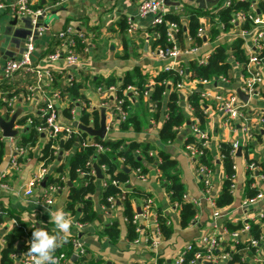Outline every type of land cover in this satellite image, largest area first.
Here are the masks:
<instances>
[{
	"label": "crops",
	"instance_id": "1",
	"mask_svg": "<svg viewBox=\"0 0 264 264\" xmlns=\"http://www.w3.org/2000/svg\"><path fill=\"white\" fill-rule=\"evenodd\" d=\"M1 1L11 4L18 0ZM32 1L34 7L47 12V15L41 20L44 30L35 39L36 50L32 55L33 62L43 66H51L54 69L55 75H61L59 79L54 76L50 88L45 90L48 95L53 91H60L62 93V98L56 103V107L61 113L65 109L72 108V102L75 100V97L66 91L64 87L59 88L62 83L67 84L71 80L80 82L82 85L80 92L84 95L85 99H79H84L88 103V109L86 110L92 112L93 109H99L102 101H105V98L102 99L96 89L99 81L103 78L114 77L119 79L135 66H141L146 73L155 75L171 62L174 63L173 60L164 58L160 54V50L154 49L151 46L152 33L149 31V27L155 17L154 15L141 16L139 14L140 0H60L56 4H49L48 0ZM163 1L169 9V13L181 12L184 15H188L187 11L185 13L184 7H182V11L177 10L180 4H182L181 6L185 4L208 12L213 11V13H217L223 4L220 2L221 0ZM40 3L44 5V8L38 7ZM181 18L184 17L181 16ZM125 19L127 23L128 20L133 21L137 28L135 30L130 29L128 32L126 30L122 31L121 23ZM45 21H47V25ZM69 26L76 31L90 33L91 35L89 45L85 46L82 52H79L82 63L77 66H70L64 59L51 63L48 61V55L55 48L56 41L58 40L56 35L59 31ZM32 30L30 17L18 16L9 9H0V93L4 91L1 88V82L3 81L2 70L5 62L8 59L19 58L23 54ZM235 32V29L231 28L214 38L209 37L200 46V51L194 54L182 52L177 60H187L190 58L198 60L207 57L218 44L225 43L231 45L237 39ZM124 39H127L129 42L127 49L124 46ZM191 41L186 35L183 43H181L183 46L178 41L177 46L181 50H186L191 45ZM250 46L249 42L243 43L246 54H248V47ZM229 52H231V48ZM232 63L234 64L232 69L233 77L228 78V81L221 78L218 81H210L203 85L202 91L205 89L210 90L212 96L209 99L205 98L208 105V116L203 124L200 123V127L209 137L208 147L216 160L213 168L211 190V194L214 197H217L221 193L226 177L221 161V144L231 143L235 148V162L233 166L235 172L229 176L231 184H234V188L231 189L234 195L233 204L226 209L219 208L221 212L219 217L212 216L214 208L206 200L203 192L202 177L198 172L199 166L184 147L188 136L192 134L190 125L183 126L173 142L161 144L159 132L163 126V121L162 119L155 121L152 118V110L147 104L149 99L144 98L145 105L142 108L137 104L132 109L133 112L138 113L140 118L144 120L145 124L142 131L136 132L132 128L121 130L119 121L116 119L115 123H111L113 127L107 132L106 138L135 139L140 142L149 141L157 143L159 145L158 148L164 150L177 160V168L186 187V192L192 199L198 201V212L195 221L188 227L181 228L179 213L175 209L170 208V198L167 189L161 183L156 168L150 164L148 179L142 181L133 172L129 185L134 188H140L152 195L158 207L159 205L167 207V212L171 215V219L175 225V230L171 237L162 239L155 250L148 247L144 234L139 236L138 242L130 241L127 236L125 209L119 203L110 213H106L104 205L101 203V193L103 190V184L101 183L98 192L93 196V206L97 211V218L92 223H86L82 228H78L76 222H78L80 213L74 215L67 213L72 219L73 225L70 232L60 242L63 240L69 241L73 235H79L87 247V259H94L99 264L156 263L158 256H162L168 263H175L177 257L185 250L188 244L202 243L204 237L221 236L222 242L227 241L228 245L233 247V238L227 228V221L235 224L248 220L250 222L260 221L261 214H264V180L261 178V171H264V129L257 124V115L264 114V85L260 93L254 96H250L240 86L242 91L249 95L248 101H244L234 88L235 84L239 83L241 85L245 80L244 66L242 63L234 60ZM54 79H58L57 81L60 84L55 85ZM32 81V75L25 72H20L14 77L12 82L14 88L19 89V97L12 109L7 108L2 101V94H0V118L9 120L13 114L19 112L14 125V129L19 130L18 135L13 139H9L3 136L2 129H0V133L7 144L4 160L0 164V204L11 208L25 222L38 225L47 224L53 228L55 226L49 221L50 217L47 209L55 210L61 207L65 211L68 189L60 190L55 195V201L52 205L46 203L44 197L45 187L42 185L35 187L32 195H24L27 184L33 175L41 173L46 167L39 160V156L43 146L47 142V137L45 135L42 136V140L28 149L27 156L21 159L19 170H13L10 175L2 177V173L10 164L12 151L18 146L20 134L26 133L31 121H27L24 126H21L20 120L27 115L30 117L40 115L45 106L43 92L38 90L33 92L31 100H26L24 91L28 89ZM190 86L192 88L191 91L198 89L196 81H192ZM232 91H235L240 99L246 103V113L252 118L255 117L252 120L253 136L249 142L250 145H246L247 147L244 144L247 138L244 130L245 123L241 119L229 121L220 111V103L214 96L215 94H225ZM99 110L101 112V109ZM106 115L107 124H109L110 119H112L109 109L106 110ZM61 118L64 121H68L62 115ZM240 146L242 147L241 155H236ZM69 155L70 153L66 152L64 154L63 152L62 157H68ZM59 157L58 161L62 159V157L61 159ZM251 160L260 169L254 172L256 178H251L250 176L249 163ZM55 167L56 164L53 167H47L48 171L45 178L47 176H59L54 170ZM250 178L252 182H256L259 189L263 192V196L254 203H248V196L246 195V188ZM44 181L46 182V179ZM4 184L6 185L5 188L1 186ZM140 201L141 199H136V207L140 204ZM115 220L121 223V235L119 238L112 240L106 235L105 226ZM14 221L8 219L0 228V264L2 249L5 246L3 234L9 229L15 228L16 223ZM261 226L264 229V222ZM260 252L264 255V241L260 244ZM23 255L24 253L21 251L14 255L12 264H23ZM74 256V252L72 258L68 255L69 260L67 264H81L83 262L80 260L81 258L74 259Z\"/></svg>",
	"mask_w": 264,
	"mask_h": 264
},
{
	"label": "trees",
	"instance_id": "2",
	"mask_svg": "<svg viewBox=\"0 0 264 264\" xmlns=\"http://www.w3.org/2000/svg\"><path fill=\"white\" fill-rule=\"evenodd\" d=\"M224 1L225 0L220 1L223 4L217 13L192 8L191 6L184 4V11L185 13L186 11L188 12L186 22L182 21L181 14L173 12L167 13L164 17L165 20L162 23L156 25L151 24L149 27V31L153 34L151 46L154 49L162 51L173 46V43L168 37L169 21L178 23L179 27L175 35L176 42L178 41L181 46H183L181 43H183V39L186 35L192 40L191 45L186 49L192 46H202L205 37H200L198 35V30L202 25L201 17L209 16L211 18L214 25L210 31V37L214 38L220 33L230 30L234 26L231 23L233 14L239 10H244L245 12L249 11L252 3V1L233 0L231 5L225 6ZM48 2L49 4H56L57 2H60V0H48ZM38 7L44 8V5L40 3ZM258 9L264 14V0H259ZM216 18H218L223 24V31H221L220 28H217ZM129 26V22L127 23V20L125 19L121 23V30H126L128 32ZM252 26V21L247 19L242 25V28L250 29ZM58 43H60V40L56 41L55 48L52 49L50 53L56 51ZM243 43V39L238 38L233 41L231 45L225 43L218 44L208 56V61L204 64L199 63L198 60L194 58L178 60V64L182 68L180 70L187 74L188 82H197L198 89L193 90L188 94H184L178 88V84L183 81V75H181L180 71L177 69L161 70L155 75H152L146 73L141 66H135L132 70L127 71L123 77L119 79L114 77L103 78L99 81L98 85H115L116 95L124 100L123 107L130 111L127 120L119 125L120 129L128 130L132 128L134 131L140 132L144 127V120L140 118L138 113L133 112L132 109L137 104L140 105L141 108L145 105L144 98L146 97L144 96V92L150 89L148 83L153 80L154 85L151 89L149 98L147 97L149 99L147 104L152 110V118L155 121H160L161 119L163 121V126L159 132L160 143L168 144L176 139L179 130L183 126L190 125L188 124L189 121L192 123L191 119L193 118H191L187 106L192 108L191 113L193 117L197 118L201 124L206 121L208 116V105L206 99H204L201 94V90L203 89L202 80L218 81L222 77L227 79L233 77L232 69L234 64L231 59L238 63H242L245 69L249 58L248 54L245 53ZM124 46L126 49L129 46L127 39H124ZM84 47V44L78 39L76 45L77 51L82 52ZM230 48L231 52H229ZM54 73L53 70V78L54 76L58 79L61 78V75H55ZM58 79H54L55 85L60 84L57 81ZM129 86H134L139 91L140 94L136 100L134 99V94L132 95L131 91H127ZM62 87L71 93L75 99H85L84 95L80 92V88L82 87L80 82L73 81L72 84L62 83L59 88ZM1 88H3L4 91L9 92L7 95L8 97H12L13 95L19 96V89H15L13 82L11 81H2ZM29 93V90H25L24 96H27ZM73 103L74 102H72V105ZM7 108L12 109L13 107ZM61 115L67 118L68 121L73 118L71 108L63 110ZM100 116L99 109H93L92 112L83 110L81 122L85 125H93V127L98 128L100 124ZM41 120V113L40 115H33L31 117L27 115L20 120L21 126H24L27 121H30V125H28L29 128L26 133L20 134L18 141L19 146L29 149L42 140V134L37 130L36 126ZM87 136L88 134L82 131L81 133L74 134L67 139H59V141L53 139L47 140L40 152L39 160L48 168L53 167V165L56 164L54 170L59 174L58 177L47 176L45 178L46 186L54 184L58 185L61 190L68 189V199L65 211L72 215L80 213L78 221L81 223H92L98 216L97 211L93 206V196L98 192L99 185L102 183L103 190L101 193V203L103 205H109L107 201L109 196H115L117 200L120 201L125 209L128 239L135 242L142 234L136 230L137 224L134 222L136 211L135 201L136 199H145L151 195L140 188L131 187L129 185L130 177L137 168H141L143 173L148 174L149 165L151 164L157 166L162 171L159 179L167 189V192L170 193V208L175 209L179 213L181 228L184 229L195 221L198 208L197 205L185 200L184 196L186 194V187L177 168V160L164 150L158 148L159 145H157V143L109 137L106 139L93 137V142H89ZM61 142H63V148L61 150L64 154L69 151L70 155L68 157L63 156L62 159L58 161L60 153L58 147H60ZM188 143H197L201 148L202 153L200 157L195 159L197 160L196 163L198 166L203 164L208 165L213 169L216 160L210 152L209 147H202L201 142L193 133L188 136L185 142V144ZM96 144H101L104 147V150L99 151ZM249 145L250 143L247 146ZM6 148V141L0 133V164L4 160ZM152 149L157 150L160 161H158L157 157L150 155V150ZM234 149L235 148L231 143L221 144V161L226 177L224 179L221 193L215 197L216 206L221 209L230 207L234 202V195L231 192V179L229 177L235 172L233 168L235 162ZM250 162L253 161L251 160ZM94 165L104 168V174L101 179H99L97 175L87 174ZM124 166L128 167L130 171L128 172L125 170ZM261 172L264 174V171ZM113 180H118L122 185L114 184ZM68 181H71V186L68 184ZM105 181H107V186H104ZM251 182L252 179L250 178L246 188V195L248 198L254 197L259 192L258 188L251 187ZM123 190H125V194L122 193ZM157 213L163 239L171 237L174 233L175 225L171 219V215L167 212V207L163 205H159V207L157 206ZM8 219L15 220L16 226L3 234L5 246L1 253V264H12L13 256L19 252L18 245H21L20 251L22 253H27L28 242L31 239L33 228L41 227L48 230L50 234L56 233V231H53L52 227L47 224L38 225L23 221L11 208L0 204V228ZM259 220L260 221L257 222L247 221L250 225L248 236L252 239H259L260 236L264 234V229H262L261 226L264 222V216ZM226 224L230 232L243 227V222L235 224L227 221ZM105 233L112 240L119 238L121 235V223L117 220L112 221L105 226ZM146 244L148 245V243ZM230 246L231 245H228L227 241L221 243V247H223L225 251L231 252L232 259L230 263L249 264L247 261H244V257L257 253V247L252 246L243 238H237L233 248ZM74 250L75 248L72 239L69 241L63 240L59 243V247L56 249L55 253L65 252L70 258H72ZM196 251L207 253L205 249L195 247L192 251L185 254V264L189 263L194 257ZM215 252L217 254L219 253L217 250ZM87 255L80 259L83 261L81 264H99L94 259L88 260ZM137 264L175 263H168V261L162 256H158L156 263L145 262Z\"/></svg>",
	"mask_w": 264,
	"mask_h": 264
},
{
	"label": "built area",
	"instance_id": "3",
	"mask_svg": "<svg viewBox=\"0 0 264 264\" xmlns=\"http://www.w3.org/2000/svg\"><path fill=\"white\" fill-rule=\"evenodd\" d=\"M213 1V0H209ZM233 0H225V6L231 5ZM237 1H252L250 5V10L245 12L244 10H239L235 12L232 16L231 23L234 25L232 28L235 29V35L238 38L243 39L244 43L249 42L251 44L248 47V62L245 67V80L240 85L246 93L250 96L258 95L262 86L264 85V14L258 9V2L259 0H237ZM32 0H18L11 4H6L0 0V9H9L11 12L17 14L18 16H27L30 17L33 24V30L31 35L29 36L26 43L25 51L19 58H12L8 59L2 70L3 74V81L8 80L11 81L14 77L20 73L25 72L32 75L33 81L28 86L29 94L25 96L26 100L29 101L33 97L34 91H41L44 95L45 106L43 107L42 111L40 112L42 115L41 122L36 125L37 130L44 134L47 137V140H55L59 141V139H67L70 138L74 134L81 133L83 130L76 127L73 122L79 121L81 122V115L82 111L88 109V103L84 99H75L71 108V113L73 118L70 121H64L61 118L60 112L56 107V103L58 100L62 98V93L60 91H53L49 95L45 92L46 89L50 88L52 81H53V70L51 66H43L39 63H34L32 55L35 52V39L38 34H41L44 30V26L41 22L40 17L44 13L43 9L35 8L32 5ZM182 4L179 5L177 10L182 11L183 6ZM169 13V9L167 8L165 2L163 0H140L139 4V14L141 16L146 15H154L153 25L162 23L165 20V15ZM181 14L184 18H182L183 22L187 21L188 16L182 14L181 12H176ZM249 19L252 21L253 26L250 29L242 28V25ZM216 20L217 28H220L223 31L224 26L218 20ZM129 22V30H135L137 28L136 24L133 21L128 20ZM201 27L198 30V35L200 37H205V40L211 36V29L213 27V22L209 16L201 17ZM169 29H168V37L169 40L173 43V46L167 48L165 51L160 50V54L167 59H171L174 63L168 64L163 70L168 69H177L180 71V74L183 75V81L178 84V88L184 94L191 93V86L192 82H188L187 74L180 70L182 69L178 64L177 58L182 52L186 53H197L200 51V46H192L186 50H181L177 46L176 42V32L178 31V23L169 21ZM153 36V34H151ZM58 43L56 47V51L54 53H50L48 55V61L55 62L60 59H64L66 63L70 66H77L82 63V58L79 52L76 49L77 40L79 39L84 46L89 45V41L91 40L90 33H85L82 31H76L72 27H67L58 32L56 35ZM151 36V37H152ZM191 40V39H190ZM246 47V45H245ZM208 61V56L198 59V62L204 64ZM224 78L226 80L227 78ZM228 81V79L226 80ZM72 80L68 84H72ZM204 84L210 82L209 80H202ZM154 81L151 80L148 83L150 87L149 90L144 92V96L149 98L151 89L153 88ZM97 92L100 93L102 99L105 98V101H102V104L99 109L104 107L106 110L109 109L111 111L110 123L107 124V132L110 128L113 127L111 123H115L116 119L119 121V124L126 121L130 115V111L123 107V99L119 98L116 95V86L115 85H97L96 86ZM127 91H131V94H134V99L136 100L139 96V91L134 86H129ZM8 91H1L0 94L2 97V101L7 105V107H13L18 100L17 95H13L12 97H8ZM202 97L205 99H209L212 96L210 90H201ZM215 98L219 101V109L220 111L228 118L229 121L241 119L245 123L244 130L246 132L247 138L244 141L245 146L249 144L252 139V130L253 124L252 118L249 114L246 113V103L242 101L239 95L235 92H229L225 94H215ZM188 107V112H190V116L192 123L190 124L192 133L199 139L201 142L202 147H206L209 144V137L205 131H203L200 127V121L197 118H194L191 111L192 108ZM80 110V111H79ZM82 123V122H81ZM257 124L260 125L261 128L264 129V114L261 113L257 115ZM92 126L93 125H88ZM255 127V126H254ZM84 132V131H83ZM88 134V133H87ZM11 137L9 139H13ZM106 139V138H104ZM87 140L89 142H93V136H87ZM88 143V142H87ZM99 151H103L104 147L101 144H96ZM185 150L188 154L195 159L199 158L201 155V148L197 143H188L184 145ZM61 151V147H58ZM67 153H70L69 151ZM28 154V148L16 146L10 155V164L8 168L2 173V177H6L10 175L12 171L19 170L21 166V159H24ZM150 155L155 156L160 161V158L157 154L156 149L150 150ZM197 162V160H195ZM90 164V163H88ZM156 168L159 178L162 174V171L157 167ZM102 173L104 174V168H101ZM259 167L254 162L249 163V171L250 176L255 177V171H259ZM48 168L45 167L42 172L33 175L30 181L27 184V188L24 191V195L29 196L32 195L34 192V188L40 186L42 181L45 179V175L47 174ZM199 174L201 175V181L204 184L203 192L206 196V200L212 205L214 208L213 217H219L221 212L219 208L216 206L215 197L212 196V176H213V169L208 165H199L198 169ZM135 173L142 181L148 179V175L141 171V168L135 169ZM87 174L96 175V169L92 166L91 170ZM261 178L264 180V174H262ZM113 183L116 185H122L118 180H113ZM162 183V181H161ZM3 188L6 185H1ZM104 186H107V181L104 182ZM251 187L258 188L256 182H252ZM234 188V184H231V189ZM60 187L58 185L51 184L44 188V197L47 204L52 205L55 201V195L60 191ZM125 194V190L122 191ZM170 193L168 192V196ZM263 196V192L259 189V192L254 197L248 198V203H254L258 199ZM185 200L192 202L193 204L197 205L198 201L192 199L189 194L186 192ZM120 199V198H119ZM109 205H104L106 213H110L113 209L116 208L118 201L115 196H109L107 198ZM140 206L141 213L137 212V207ZM136 207L135 215H134V222L137 224V231L139 233L144 234L146 243H148V247L152 250H155L160 242L162 241V233L159 226L158 221V213H157V204L155 202V198L151 195L145 199H141L140 204ZM66 213H68L66 211ZM264 214H261L260 218H262ZM16 223V221H14ZM243 227L238 230L231 231L230 234L233 238L232 246H235L237 238H243L245 241L249 242L252 246L257 247L255 254L251 256L244 257V261H247L249 264H264V255L260 252V244L264 241V234L260 236L259 239H252L248 236V232L250 230V225L247 221H242ZM142 224V225H141ZM78 228H82L84 223L76 222ZM141 225V226H140ZM53 231H56L55 227L52 228ZM148 231V232H147ZM227 231V229H226ZM72 241L74 245V254L77 258L85 257L88 254L87 247L82 242V239L79 235L72 236ZM223 239L221 236L218 237H204L202 243L196 244L191 243L188 244L185 250L177 257L175 260V264H185V254L189 251H192L195 247H201L207 251V253H203L202 251H196L194 257L189 261L188 264H239V263H230L232 259V255L230 251H225L223 247H221ZM135 242H138L136 240ZM232 247V248H233ZM248 248V246H247ZM218 251L217 254L215 251ZM56 258V264H67L69 257L65 252L54 253ZM23 264H32L31 257L28 256L27 253L23 255Z\"/></svg>",
	"mask_w": 264,
	"mask_h": 264
},
{
	"label": "clouds",
	"instance_id": "4",
	"mask_svg": "<svg viewBox=\"0 0 264 264\" xmlns=\"http://www.w3.org/2000/svg\"><path fill=\"white\" fill-rule=\"evenodd\" d=\"M50 222L54 224L56 233L50 234L48 230L41 227L32 229L31 239L28 242V256L32 264H56L54 253L59 247L60 240L71 230L73 221L63 208L55 210L47 209Z\"/></svg>",
	"mask_w": 264,
	"mask_h": 264
},
{
	"label": "water",
	"instance_id": "5",
	"mask_svg": "<svg viewBox=\"0 0 264 264\" xmlns=\"http://www.w3.org/2000/svg\"><path fill=\"white\" fill-rule=\"evenodd\" d=\"M215 4V3H212ZM47 15V12H44L42 14V16L40 17V19L42 20L43 17H45ZM31 19V18H30ZM32 23V20H31ZM45 24L47 25V21H45ZM32 29H33V24H32ZM32 33V32H31ZM147 48V46H146ZM231 61L233 62V59H231ZM235 90L239 93V95L244 99V101H248L249 95L246 94L245 92L242 91L240 84L237 83L234 86ZM19 112L13 114V116L11 117V119L9 120H5L0 118V129H2V133L3 136L6 138H11V137H15L16 135L19 134V130L14 129V125L16 122V117L18 116ZM101 116H100V124L98 128L92 127V126H88L85 125L79 121H74L73 124L78 127L79 129L83 130L84 132L88 133L89 135L93 136V137H99L101 139H104L107 137V115H106V109L104 107L101 108V112H100ZM188 124H191V122L189 121ZM42 136H44V134H42ZM60 147L63 148V142H61ZM242 152V147H238L237 153L236 155H241ZM63 154V151H60V157L59 159H61ZM95 169H96V175L98 178H102L103 173L100 167H98L97 165H94ZM125 170H127L128 172L130 171V169L126 166H124ZM42 186L46 187V182L43 181ZM69 185H72L71 181H69ZM120 203V201H118V204ZM137 212L141 213V208L140 206L137 207ZM21 249V245H18V251H20ZM77 257L74 256V259H76ZM207 264H212V263H207Z\"/></svg>",
	"mask_w": 264,
	"mask_h": 264
}]
</instances>
